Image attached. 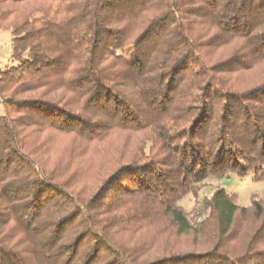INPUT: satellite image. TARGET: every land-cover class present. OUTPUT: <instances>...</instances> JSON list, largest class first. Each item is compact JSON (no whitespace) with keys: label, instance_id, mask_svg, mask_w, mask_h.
Instances as JSON below:
<instances>
[{"label":"trees","instance_id":"1","mask_svg":"<svg viewBox=\"0 0 264 264\" xmlns=\"http://www.w3.org/2000/svg\"><path fill=\"white\" fill-rule=\"evenodd\" d=\"M0 29V264H264V195L199 198L264 181V0H0Z\"/></svg>","mask_w":264,"mask_h":264},{"label":"rangeland","instance_id":"2","mask_svg":"<svg viewBox=\"0 0 264 264\" xmlns=\"http://www.w3.org/2000/svg\"><path fill=\"white\" fill-rule=\"evenodd\" d=\"M13 64L16 62L12 59L11 33L8 30L0 29V70ZM217 186H223L228 191L236 193L241 205H248L253 194L264 195V181H255L253 173L249 172L243 177L231 173L220 178H207L202 185L199 198L210 196ZM195 201L196 198L192 194H188L180 201V204L187 210H193ZM199 209L201 210L200 205L197 210L199 211Z\"/></svg>","mask_w":264,"mask_h":264}]
</instances>
